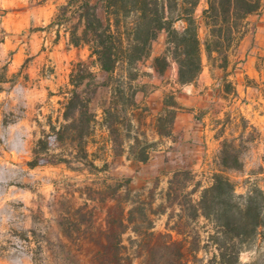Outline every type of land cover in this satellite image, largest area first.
<instances>
[{"label":"rangeland","instance_id":"1","mask_svg":"<svg viewBox=\"0 0 264 264\" xmlns=\"http://www.w3.org/2000/svg\"><path fill=\"white\" fill-rule=\"evenodd\" d=\"M67 1L0 0V264H101L100 242L107 238L100 230L107 219H114L112 189L119 185L126 193L127 210L136 209L124 234L135 252L133 264L145 261L144 249L135 242L150 222L144 221L142 207L156 231H171L179 240L188 236L183 251L189 264H220L211 237L216 225L205 218L195 220L190 208L217 174L233 182L234 203H244L249 193L255 196L256 188L264 191V93L260 104L244 111L234 101L235 85L227 77L231 71L212 66L205 55L204 63L217 80L211 87L213 97L195 111L189 100L194 93L179 84L177 65L165 75L152 68L154 57L165 48L162 33L153 55L137 65L131 81L138 89L137 105L128 111L131 134L147 141L149 160L129 159L128 151L113 150L109 131L99 124L89 149L96 165L108 162L106 170L89 166L75 171L65 164L33 168L29 161L38 139L50 129L48 116L63 111L73 64L89 57L88 47L69 44L66 23L52 25ZM206 6L201 0L198 14ZM244 26L249 48H260L258 64L264 69V0ZM109 98L110 89L102 88L95 101L100 120ZM174 101L179 108L171 124ZM249 101L245 97L242 103ZM225 143L233 149L225 151ZM231 154L238 155L241 167L223 164ZM179 224L185 226L183 234L172 231ZM197 231L201 239L195 251ZM244 240L230 241L242 250L239 264H264V226Z\"/></svg>","mask_w":264,"mask_h":264},{"label":"trees","instance_id":"2","mask_svg":"<svg viewBox=\"0 0 264 264\" xmlns=\"http://www.w3.org/2000/svg\"><path fill=\"white\" fill-rule=\"evenodd\" d=\"M200 3L201 0H103L100 4L97 0H68L52 25L66 23L69 44L88 47L89 57L73 64L63 111L56 117L48 116L50 129L38 139L29 165L65 164L75 171L89 166L106 170L108 162L103 167L96 165V155L89 149L99 124L109 131L113 150L128 151L129 159L148 161V143L131 134L133 122L128 116L129 109L137 105L138 89L131 82L137 76V65L153 55L155 43L165 33V48L152 64L159 75H165L176 64L179 84H194L204 70L205 55L212 66L227 70L231 53L244 34V23L263 6V0H206L207 6L198 14ZM60 35L58 29L57 38ZM120 69L125 70V75L118 74ZM102 88L110 89V98L101 108L100 120L95 101ZM178 108L174 101L169 111L171 124ZM228 147L233 149L225 143V151ZM57 149L61 151L55 152ZM223 164L241 167L237 154L224 158ZM120 189L121 185L112 189L116 204L110 209L114 219H107V226L100 230L107 238L100 242L101 264H133L135 260L124 234L136 209L127 210L126 193ZM255 191L257 194L249 193L244 203H234L233 182L217 174L202 191L199 202L190 208L195 220L205 218L216 225L211 237L218 246L220 264H239L242 250L230 241L244 240L264 226V191ZM147 211L145 207L140 209L144 221L150 219L144 236L140 238L141 234L134 230L139 237L135 242L144 249V264H163L162 260L169 256L167 264H189L183 251L190 242L188 236L179 240L171 231H156ZM183 225L172 231L183 234ZM196 235L194 242L198 246L194 250L198 251L201 233L197 231Z\"/></svg>","mask_w":264,"mask_h":264},{"label":"crops","instance_id":"3","mask_svg":"<svg viewBox=\"0 0 264 264\" xmlns=\"http://www.w3.org/2000/svg\"><path fill=\"white\" fill-rule=\"evenodd\" d=\"M244 34L246 33L244 32ZM247 34L242 36L241 40L234 48H238L236 51L237 55L235 56L231 53V63L227 69V71H231L227 77L235 85L234 94H236V98L234 101H237V104H241L240 107L244 111L249 109L252 105L255 106L257 103L260 104L264 93V69L261 67L260 63L258 64V49L260 48L256 45L253 46L252 49L249 48L251 40L248 38ZM243 58L245 61H242ZM212 72L210 67L205 65L198 81L194 84L186 85L190 87L191 91L194 93V95L189 97V100L191 103H195V111L203 106L204 103L207 102V99L213 97L211 87L217 78L212 75ZM245 97L250 100L249 104H246V102L242 103ZM230 101L232 102V99H230ZM234 101L232 106L236 104ZM205 133H208V127L205 129Z\"/></svg>","mask_w":264,"mask_h":264}]
</instances>
